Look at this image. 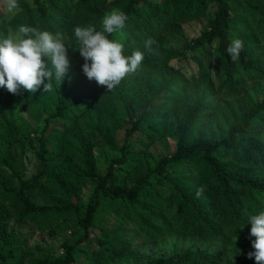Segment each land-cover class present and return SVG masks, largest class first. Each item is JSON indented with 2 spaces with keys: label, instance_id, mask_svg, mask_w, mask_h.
<instances>
[{
  "label": "trees",
  "instance_id": "obj_1",
  "mask_svg": "<svg viewBox=\"0 0 264 264\" xmlns=\"http://www.w3.org/2000/svg\"><path fill=\"white\" fill-rule=\"evenodd\" d=\"M238 2L240 9L229 0H18V13L0 15V42L9 28L26 25L65 33L72 45L61 85L53 79L47 92L41 86L18 95L0 87V264L135 258L124 232L129 225L154 241L169 233L203 241L135 264H224L220 248L227 247L237 250L240 264H256L247 256L256 238L241 235L251 229L248 217L264 212V0ZM116 10L127 14L126 25L104 34L123 45L125 56L143 53L149 38L157 43L155 53H145L138 69L109 91L84 75L74 29L103 31L104 17ZM201 18L200 35L186 39L182 25ZM237 39L243 49L233 58L227 48ZM189 53L199 56L196 74L169 66ZM84 92L89 103L78 97ZM16 102L43 122L39 130L17 115ZM171 135L174 152L151 166L148 148ZM26 147L36 161L30 177L22 167ZM96 150L109 154L104 173L97 171ZM13 224L61 232V253L35 256Z\"/></svg>",
  "mask_w": 264,
  "mask_h": 264
},
{
  "label": "clouds",
  "instance_id": "obj_2",
  "mask_svg": "<svg viewBox=\"0 0 264 264\" xmlns=\"http://www.w3.org/2000/svg\"><path fill=\"white\" fill-rule=\"evenodd\" d=\"M4 9L0 15L4 19L14 16L20 11L18 0H2ZM128 16L122 11L107 14L103 21V31L93 27L74 29L75 37L80 42L79 51L83 58L82 71L89 81L112 90L132 72H135L145 59V53L154 54L153 47L157 41L149 38L144 43V52L137 50L125 56L120 42L110 40L104 33L112 34L125 27ZM65 33L55 34L40 31L34 27L21 25L14 34L0 42V87L11 94H21V90L36 92L41 86L49 91L53 79L63 83L71 67ZM243 49V42L234 40L227 48L228 54L238 58ZM71 78L69 77V80ZM47 81V82H45ZM202 189L197 190V196ZM251 224L250 234L256 239L252 241L253 251L247 256L255 259L256 264H264V212L248 217ZM242 229V228H241Z\"/></svg>",
  "mask_w": 264,
  "mask_h": 264
},
{
  "label": "rangeland",
  "instance_id": "obj_3",
  "mask_svg": "<svg viewBox=\"0 0 264 264\" xmlns=\"http://www.w3.org/2000/svg\"><path fill=\"white\" fill-rule=\"evenodd\" d=\"M229 3L232 8L234 9H240L241 6L238 2V0H229ZM4 9V5L2 4V0H0V12H2ZM206 24V19L201 18L198 20H194L191 22H188L186 24L182 25L183 33L186 39L191 40L196 37H198L203 30L204 26ZM8 36L15 33L12 29H8ZM191 57V53L187 54V56L182 60H172L169 64L171 68L174 70L181 72L185 76L194 75L197 72V59ZM212 81L215 85L218 83V79L215 75V73L212 75ZM262 84H256L253 85L254 88H260ZM248 90H252V85L247 86ZM194 89H191V87L188 90L189 93H193ZM80 99L87 101L89 103V94L87 92L82 93L80 96H78ZM225 97L220 96L218 100H224ZM15 111L17 115L24 119L26 122H28L32 128L34 129H40L43 126V122L35 123L32 118L29 116V110L28 107L20 102L15 103ZM53 127L50 126L47 129V133L52 131ZM125 135V130H119L116 135V144L120 146L123 142ZM31 137H34L31 135ZM136 136L132 137V140H135ZM175 138L174 136H164L161 139L156 140L149 148V164L151 166H155L158 163V160L163 156H169L172 154L175 150ZM94 155L96 156V163H97V171L100 173H104L106 168V161L105 157L109 154L103 150L95 151ZM22 167L24 169V176L30 177L32 174L35 173L36 169V161L35 157L33 155V152L26 147L25 152L22 156ZM91 192L90 186H86L83 189L82 196L84 200L86 201L89 194ZM111 224V222H110ZM14 232L17 234H20L21 237L27 238L28 242L27 245L31 249V252L37 256L43 253L44 250H49L54 255L61 253V232L58 234H49V232H40L35 227L29 225V224H13L11 225ZM125 233L128 234V236L131 238V248L130 251L135 255V258L126 257L123 260H120L114 264H135L134 259H136L138 262H146L149 259L157 258L160 256L170 257L176 252H182L183 250L191 247L192 245L196 246H203V241L201 239H198L196 237H185L178 235L177 233H169L165 235L162 239L158 241H154L152 239H147L142 233L138 232L134 227L131 225L128 226L124 230ZM97 234V231L94 230L91 233V238L93 239L94 236ZM246 237H252L250 234V229L246 231L245 235ZM240 236V237H241ZM239 237L234 238L233 242H237ZM96 243L95 241L90 242V248H95ZM220 250L223 251V257H224V264H240V262L236 259L237 256V250L231 249L227 247L220 248ZM78 263L82 264L84 263L83 258L78 259Z\"/></svg>",
  "mask_w": 264,
  "mask_h": 264
}]
</instances>
